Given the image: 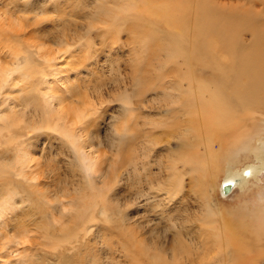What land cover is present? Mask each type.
<instances>
[{"label":"rangeland","instance_id":"374dc122","mask_svg":"<svg viewBox=\"0 0 264 264\" xmlns=\"http://www.w3.org/2000/svg\"><path fill=\"white\" fill-rule=\"evenodd\" d=\"M130 1L134 0L123 3ZM189 1L193 6L185 17V27L179 31L182 35L186 33L183 43L187 46L192 47L190 44L197 38L195 44L200 50L179 63L176 57H172L173 61L166 57L169 47L165 53L161 47L149 49L146 42L137 48L134 42L133 45L129 42L128 38L134 39L132 32L143 38V28L136 21L138 15L134 10L130 12L134 18L124 20L123 24L112 16L104 24H98L102 14V18H97L99 21L92 20V31L80 30V24L89 21L85 11L77 16L74 10L80 12L85 3L93 9L113 4L115 0H105L102 4L98 0H0V73L12 66L9 64L14 57L12 49L19 41L38 53L39 61L45 60L47 74L44 78L36 77L40 78L39 84L35 81L37 93L28 94L30 78L25 79L27 82L23 79L19 82L21 79L17 78L12 90L2 91L17 106L13 114L17 110L18 113L16 125L10 126L11 135L7 136L6 131L0 135V264H264V173L258 179L251 178L229 196H223L220 190L229 167L241 168L255 163L257 156L264 157V131L260 124L248 120L245 126L246 131L250 130L249 135L234 140L228 132L218 134L222 146L213 162L209 155H213L217 145L213 151H207L206 135L201 136L204 132L201 119L199 131L194 130L197 127L193 126L191 115H181L178 111L183 106L184 111L192 112L189 108L194 107L199 113L203 105L205 111L212 112L211 104L201 97L202 91L193 93L195 88H188L189 72L200 78L202 84H213L221 80L220 73L213 68L214 62L223 60L238 65L245 60L264 61V0ZM206 6L212 18L218 12L234 19L236 30L229 28L222 32L218 28H206L204 40L198 41L202 29L196 27L195 17H202ZM120 13L123 18L127 14L125 10ZM142 16L140 19L145 20L146 15ZM64 19L75 23L76 34L70 32V35L82 34L83 38L76 43L69 40L73 46L61 47L43 36L24 37V26L28 25L27 29L36 26L42 33ZM155 20L162 26L172 22ZM131 23L138 27L132 32L128 28L132 27ZM17 34L23 35L18 38ZM156 43L162 46L164 40ZM181 76L187 80L178 87ZM154 78L156 84H164L166 95L151 93L149 84ZM98 85L108 94L102 97L94 93ZM122 86L128 88L132 104L140 98L138 92L142 90L141 97L144 94L155 109L142 105L138 112L121 113L122 119L114 125L127 124L130 139L126 140L131 142V146L121 149L119 142L108 143V137L123 98ZM224 90L230 92L231 88ZM174 93L178 95L176 98ZM188 94L189 102L185 97ZM193 94L199 97L196 103ZM49 97L54 98V106L58 104L53 110H62L71 121L77 120L82 112L88 115L82 125L86 123L87 130L95 137L91 141L92 151L100 170L93 177L95 188L90 186L92 177H88L80 157L59 134L54 135L46 128L29 129L32 127L27 123L33 109L27 111L23 103L40 109ZM104 97L106 103H102ZM5 98V94L0 95L2 102ZM229 101L230 110L237 118H243L238 129L248 114L255 113L257 117L264 114L262 104H251L247 108L250 113H245L241 106H236L237 98ZM255 101L249 102L259 104ZM4 111H9L7 105ZM4 125L0 120V127ZM154 126L160 136L157 145V135L148 136L146 132ZM162 139L170 141L169 148ZM245 144L249 146L245 148ZM204 156L207 173L203 169L197 172L192 166ZM182 158L189 160L186 170ZM177 168L178 172L174 173ZM172 174L175 176L170 178ZM98 192H104L103 196ZM95 200L98 207L104 203L118 215L110 222L104 221L97 208L96 219L75 218L86 213ZM228 252L233 258L229 259Z\"/></svg>","mask_w":264,"mask_h":264},{"label":"bare ground","instance_id":"6f19581e","mask_svg":"<svg viewBox=\"0 0 264 264\" xmlns=\"http://www.w3.org/2000/svg\"><path fill=\"white\" fill-rule=\"evenodd\" d=\"M103 1H105V0H103ZM103 1L98 0V2H101V4L103 3ZM123 1L125 3L126 0H122V1L120 0L118 2H116V0H115V3H113V4H111V3L110 4H103L104 5L103 7H96L93 9H89V7H91L90 4L87 5L88 3H85V5L81 8L82 10H79L80 12H77V9H76V11L74 10V14H77V16H80L81 12L85 11L86 12L85 16H86L87 20L89 21V22L87 21L88 22L87 24L86 23L80 24V30H83L84 33L87 31H92L93 26L91 23L93 21H95V20L99 21L97 18L103 17V19H100V22L98 24H100V23L104 24V21L107 22L106 18L109 16L110 17L112 16L114 21H116L117 19L120 20L121 24H123L125 22L124 20H127V19L131 20L134 18L132 16V14L130 13L131 10H134L138 15V16H135V19H136V21H138L140 23V26H142V28H143L141 31V32H143V36H142L143 38H141V36H138V34L136 32H132V31H134V29L138 28L137 26H135L133 23H131V24H133L132 27H128V28H130V30L134 36V39L128 38V40L132 45L134 42L136 48H137V46H141L142 45L141 43H143V42H146V45L148 46L149 49H154L155 47L156 48L161 47L159 49L165 50L166 47H169V51L167 53L165 50L166 57L168 55V57L171 59V61H173L172 57H176V59L179 63L184 62L185 56L196 55L195 54L196 50L197 49L200 50L199 47H197V45L195 44L197 38L190 44V45H193L192 47H190L189 45L187 46L185 43H183V42H185V39H186V33H185V35H182L181 31H179L180 28L185 27V25H186L185 17L187 15V12L189 11V9H191V7L193 6V4L189 0H134L132 3L130 1L127 4H124ZM92 3H94V2H91V4ZM136 4H137V6H136ZM135 7H137V8L134 9ZM123 10H125L127 12V14H125L124 18L122 17V14L120 13ZM102 14H104V15H102ZM144 14L146 15V17L144 18L145 20L140 19V17H143L142 15H144ZM101 15H102V17H101ZM223 15H221L217 12V16L215 18H212L211 15L209 14L207 6H206V10H204L202 17L199 15H197V17H195L196 27L202 29L199 32L198 41L202 40V39L204 40V38H203L204 33L203 32H204V29L207 30L206 28H209V29L218 28L220 31L222 30V32L224 30H226V32H227V30L229 28L231 30H233V28H235V30H236L237 25L235 24L234 19L227 18ZM230 16H231V12H230ZM156 18L161 19L162 21H164V23H166V21L167 20L169 21L170 19L172 20V22H169V24L166 26H162L161 22L158 23L155 20ZM140 20L143 22L141 23ZM241 20H243V18ZM40 23L41 22H38V25ZM68 23H70L69 27H67ZM181 23H182V26H181ZM74 24L75 23H73V22H69V20H65V19L60 20L58 22V24H56V26L53 29H50V30L48 29L45 32H43L44 31L43 30L42 33H41L40 29L36 26L33 27L32 29H27V26H28L27 25L26 27L24 26V37L28 35V37L25 39H37L39 36H43L44 38H48L50 41H53L52 43L58 44L61 47L63 45L64 46H66V45H72L73 46L74 43H71L69 40H73L76 43L81 38H83L82 34L78 35L79 33L75 36L70 35V32H73L74 34H76L75 33L76 31L74 30L75 28L73 29ZM35 25H36V23H35ZM77 25H79V24H77ZM115 25H117V24H115ZM19 26H21V25H19ZM94 27H95V25H94ZM161 27H164V29ZM22 28H23V25H22ZM97 28H98V26H97ZM61 30H63V31L61 32ZM217 30H214V31L217 32ZM18 31H20V29ZM208 32H206V33H208ZM89 34L90 33H88V35ZM19 35L22 36L23 34H17V37ZM220 37L222 38V36H220ZM156 40L157 41L164 40V43L166 42V46L165 47L163 46L164 43L162 46L158 45L157 43L154 44V42ZM23 43L24 42L19 43V41H18L17 47L12 49L15 51H12V53L14 54L13 55L14 57H13L12 61L9 62V64L12 65V66H10L11 68L7 67V69H5L2 73H0V95L5 94V97H6L4 99V102L1 101L2 99L0 100L2 102V105L0 106V120L5 122V125L3 127H0V135L3 134V131L7 132V134H6L7 136L11 135L10 126L16 123L15 122L16 115H17L16 112L18 111V110L15 111V114H13L14 109H15L14 107H17V106H16V104L13 105L12 103H10L9 101L11 100V97H7L6 93H2V91L4 92V91H7L9 89L12 90L13 86L16 85L14 82L16 81L15 79H17V78L21 79L19 82H21L22 79L25 80V79L30 78L32 83L30 81L29 82V83H31L30 85H28V83H27L29 88L26 87L27 89H29L28 94H29V92H36L37 93L39 91V88H38L39 83L38 82H40V81H38V80L40 78H36V77L42 76V78H44L45 76H47V74L45 73L46 70L44 68V66L46 64L45 60L43 59L42 61H39L40 59H38L36 57V55L38 53L35 54V52L31 48L25 47L24 46L25 43L24 44ZM228 44H230V43L228 42ZM204 45L205 44L202 41L201 46L204 47ZM72 46H68V47H72ZM188 50L190 51L189 53H188ZM149 55H151V54H149ZM235 64L236 63L224 62L223 60H222V62H221V60L214 62L213 68L215 70H217L218 73H220L219 77L221 78V80L218 83L214 82L215 84L214 83L213 84L212 83L206 84L203 81H202L203 82V84H202L200 78L196 77L194 75V73L189 72L188 84H190V87L188 86V88H190L191 90L193 88H195L192 91L193 93L196 90L202 91L201 97L204 98L205 101H207L209 104H211L212 112L205 111V108L203 105L199 109V111H198L199 113L195 112L196 109H194V107L189 108V110H191L192 112L186 111V110L184 111L183 106L178 110L179 112H181V115H183V114L191 115L190 117L192 119L193 126H195V127L198 126V121H199V119H201L200 124H202L204 127V132H203V134H201V136H202V138H204L206 135V137L204 139L207 142V143H205L207 151H209V150L213 151V147L215 145H217V150L213 152L212 156L209 155L210 158H213V160H212L213 162L216 161L214 159L215 153H217L219 147L222 146V144H220L221 140H219L217 137L218 134H220V133L223 134L224 132H228L229 134H231V137H232V139L234 138V140L238 136H240V138H241V137H244L245 135H249L247 133L250 130L246 131L247 128L245 126L246 122L248 120L254 121V124L255 123L260 124L259 125L260 129L262 131H264L263 130L264 129V114H261V115H259L260 117H257L255 115V113H250V111L247 110V108L249 106H251V104L253 106H257L260 104L264 105V97H263V93H264V61H260L258 59L254 60V61L245 60V61H241L238 65H235ZM148 69H150V68H147V70ZM186 75L188 76V73H186ZM181 77H182V79L180 80L179 83H177L178 87H180L182 81L187 80V77H185V76H181ZM132 79H133V77H132ZM193 81L197 82V86L193 85V83H194ZM16 82H18V81H16ZM106 83H109V82H106ZM106 83H104V84H106ZM24 86H25V84H24ZM232 87H235V89L234 88L232 89ZM149 88H151V93H153L154 95H159V94L166 95L167 94V89L164 86V84H156L155 78H154V81H152L149 84ZM223 88L224 89L225 88L226 89L231 88V91L227 92ZM127 89L123 88V86H122V90L120 89L122 91L120 93V95L123 98L121 99L122 101L119 103L118 109L116 110L119 112H118V114L113 116V119H112L113 123L110 124L111 126L109 125L111 135H110V138L108 137V143L114 144L115 142L116 143L119 142L120 145H122L121 149L124 146H131V142L126 140V138L130 139L129 134L127 133V131H129V129H130L129 126L123 122H121L119 124V126L114 125L116 120L118 121V120L122 119L121 113L132 112V111L136 112L137 110L142 109V105L149 108L150 110L155 109L154 106L149 105L148 102H150V101H149V99L148 100L146 99L144 94L141 97L142 90H140V89H139L140 91L138 92V95L140 98L135 100L134 104H132L133 101L132 100L129 101L130 97L127 95ZM95 91L99 95H101L102 97L105 94H108V91L106 89L103 90L100 86H99V88H96V90H94V93H95ZM198 93L200 96V92H198ZM113 95H114V93H113ZM173 95H174V98H176L178 96L175 93ZM196 95H198V94L196 93ZM109 96L111 98V95H108L107 96L108 99H110ZM185 97L187 98V102H189V94ZM232 97L238 99V105H236V106H241L242 107L241 110L244 109L243 111L245 113H250V114H248L250 116L247 117V120L244 123L242 122L243 123V125H242L243 129H241L242 126H240L238 129V125L240 124V122L242 121L243 118H237L234 111L230 110V108H229L231 105L229 98H232ZM58 98H60V97L58 96ZM166 98H171V97L168 96ZM198 98H196L193 94V102H195V103H196V101L198 102L199 101ZM53 99L54 98L49 97L48 102L45 103V105L43 103L41 105L42 107L40 109L32 107L28 103H23L24 106L26 107L25 109H27V111L30 109H33L32 110L33 113H31V111H30V113H31L30 114V122L27 123V125L29 127H32V128H29V127H27V128L33 129V130H40V128H46V129H49L50 131H52V133L54 135L59 134L60 137L63 139V141L70 145L71 149L74 151V153L77 155V157H80V160L82 161V165L86 168V170L88 172V177L89 178L92 177V179L90 180V186L92 188H95L93 177L95 176L94 174L100 172L99 162L97 160V157L93 154V151H92L91 141L95 137L91 136L93 134H91L87 130V126H86L87 124L85 123V121L87 119L84 121V123L86 125L85 124H83L85 126L82 125V120L87 118L86 116H88V115H85L84 114L85 112H82L81 116H79V117L77 116V120L71 121L70 117L65 112H63L62 110L58 109L59 110L58 112L53 110V108L57 109V106H58V104H57V106L53 105ZM251 99H255L256 100L255 102H257L259 104L250 103L249 101ZM103 100L104 101H102V103L107 102L105 97L103 98ZM260 100H261V102H260ZM99 102L101 103V101H99ZM108 102H111V101H108ZM251 102H253V101H251ZM20 104H22V103H20ZM4 105L8 106L9 111H4ZM197 105H198V103L196 104V107H197ZM167 109L169 111L171 109L170 106L167 107ZM126 114H125V116H126ZM25 121L28 122V120H25ZM79 122L81 123L80 128L77 126L79 124ZM133 122L135 123V119H133ZM154 128L157 129V127L154 126V127L150 128L148 131H146L148 136L157 135V133H155ZM193 129L199 131L198 127L193 128ZM159 138H160V136H159ZM159 138L157 135L155 145L159 144V142H158ZM198 138L201 140L200 136H198ZM143 139H144L143 142L145 143L146 142L145 138H143ZM163 141L165 142V145L167 146V148H169L170 141L167 139L166 140L162 139V142ZM201 141H200V143H201ZM201 145H203V144L201 143ZM224 145H226V143ZM243 146H245V148H247L249 145L245 144ZM252 146H253V144H252ZM262 147H264V146L262 145ZM262 147H261V149H263ZM258 148H256V149L258 150ZM256 149H254V150H256ZM204 158H205V156L200 158V161L197 164L192 166V168L194 170H197V172L200 169H203L204 172L207 171L206 166L204 164L206 159H204ZM186 159L185 158L181 159L184 161L182 163L184 169H185V165L187 163H189V160H186ZM257 159L258 160L255 163H251V162L247 163L241 168L232 169L229 167V169L226 172L223 180L221 181V185H220L221 186L220 190H221L223 196H225V197L229 196V194H231L235 189L243 188L250 181L251 178L256 177L258 179V176L260 174L264 173V157L262 155L257 156ZM96 161L98 164L96 163ZM184 169H183V172L186 170V169L185 170ZM176 172H178V168L175 170L174 173H176ZM179 173H181V172H179ZM174 176L175 175L172 174L170 176V178H172ZM170 178H168V179L171 180ZM226 184L229 187V189H227V190H225L227 187H224ZM97 194H99V196H100L102 194V192H98ZM103 194H104V192H103ZM103 194H102V196H103ZM104 196H106V195H104ZM101 199H105V198L101 197ZM93 200H94V197H93ZM97 208L99 209V213L101 214V219H103L104 221L110 222L112 219H114L118 215V213L111 212L110 209L108 208V206L105 205L104 203H103V205L98 207V204L95 200V201H93L90 208L86 210V213L83 212L85 215L82 214V216H79L77 214L79 217L75 216V218L80 219V220H83L86 218L96 219L95 211L97 210ZM73 213H74V210H73ZM86 223H89V222H86ZM86 226H89V225H86ZM75 233H77V232H75ZM179 251H180V249H179ZM227 254L229 256V259L233 258V255H231L230 252H228Z\"/></svg>","mask_w":264,"mask_h":264},{"label":"water","instance_id":"95a60500","mask_svg":"<svg viewBox=\"0 0 264 264\" xmlns=\"http://www.w3.org/2000/svg\"><path fill=\"white\" fill-rule=\"evenodd\" d=\"M224 187H227L226 189L224 188L225 190L229 189V187L227 186V184Z\"/></svg>","mask_w":264,"mask_h":264}]
</instances>
